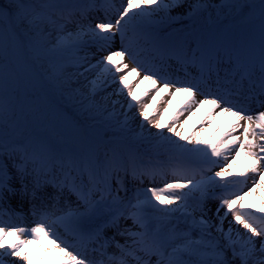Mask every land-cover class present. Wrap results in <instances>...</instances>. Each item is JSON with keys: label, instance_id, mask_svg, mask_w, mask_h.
I'll use <instances>...</instances> for the list:
<instances>
[{"label": "rangeland", "instance_id": "374dc122", "mask_svg": "<svg viewBox=\"0 0 264 264\" xmlns=\"http://www.w3.org/2000/svg\"><path fill=\"white\" fill-rule=\"evenodd\" d=\"M142 1L0 0V166L7 167L9 157L13 166L28 165L35 174L40 150L55 149L58 162L68 157L78 167L84 154L81 172L90 182L106 177L112 190L116 180L127 178L131 195L115 197L132 199L151 231L165 239L163 248L153 249L160 260L264 264V213L248 198L253 188L264 196L262 177L240 185L252 174L245 172L244 155L260 156L255 151L264 110L261 126L254 121L246 128V119L238 124L246 137L236 147L228 144L222 125H215L214 113L190 123L194 112L207 110L206 101L236 102L257 91L264 98V90L253 86L264 82V0H158L150 8L152 0ZM104 8L100 20L94 13ZM19 14L27 29L13 24ZM159 39H179L188 49H176L181 59L168 63L169 43L158 49ZM182 61L186 67L180 68ZM132 71L157 84L137 102L126 78ZM48 83L59 86L61 95L52 94ZM174 91L192 93L194 100L184 95L171 112L166 106ZM155 100L161 107L152 108ZM75 104L87 109L84 119L70 112ZM84 133L100 144L85 145ZM29 144L31 154L24 149ZM6 257L11 258L0 257V264Z\"/></svg>", "mask_w": 264, "mask_h": 264}, {"label": "bare ground", "instance_id": "6f19581e", "mask_svg": "<svg viewBox=\"0 0 264 264\" xmlns=\"http://www.w3.org/2000/svg\"><path fill=\"white\" fill-rule=\"evenodd\" d=\"M142 1V0H141ZM149 0H146L145 2L148 3ZM152 0L151 4L145 5L148 8L151 6H157L159 1ZM142 3H144L142 1ZM147 14V13H146ZM105 16V12L101 14V18ZM148 16V14H147ZM149 17V16H148ZM180 40L175 41H168L169 43H173V50L170 52L173 54L175 52V48L177 46H180L178 44ZM115 42H118L116 39ZM164 40H160V44H164ZM157 56V55H156ZM162 55H159V58ZM168 60V59H167ZM115 62L119 63L120 68L123 69L125 66H123L122 63V55L116 54L115 55ZM169 63V60H168ZM182 63L185 64V62L182 61ZM119 68V69H120ZM126 78L131 80L132 84L131 87V98L134 102L138 101V98H140L143 95L144 91H149L152 88H155L157 84L154 80L140 76L139 73L136 71H132L130 74L126 75ZM255 88H259L261 90H264V86L260 84H253ZM168 90L163 89V92L166 94ZM211 91V90H209ZM188 93V94H187ZM173 97V99H169V103L167 104L166 108L167 110L173 112L177 109V107L185 101V96H187L186 99L190 100L193 99V94L186 92V91H177V92H171L170 93ZM145 96L144 98H146ZM194 100V99H193ZM160 100H155L153 103L154 108L156 105V108L161 107L159 105ZM212 102V101H211ZM210 101H206L204 106L207 107V110H197L194 112L192 119L190 123L192 124H198L199 120L205 112L209 111L211 113H214L215 119V125H222L223 129L228 133V144H230L233 147H236L239 142L245 139L246 135L242 134L241 129L238 127V124L243 125L242 117L238 114H235L228 110H221V107L219 104L211 103ZM236 103H233L235 105ZM261 107H264V105H261ZM203 108V107H202ZM258 119V118H257ZM261 126V122H255ZM214 125V126H215ZM246 125H248V122H246ZM212 126V127H214ZM264 130H261L259 138L257 139L258 144H261L260 150L255 151L258 155V157L253 156L249 157L247 155H244V166L246 167L245 172L252 173L249 176H246L244 178V181H247V184H250V181L252 179H258L259 177H262V185L264 187ZM27 148V147H26ZM26 152L28 154H31L32 152H35L34 149L27 148ZM31 149V151H29ZM13 154V153H11ZM260 157V158H259ZM37 162H39L37 159H35ZM232 160V159H231ZM230 160V161H231ZM54 162H57L56 160H53ZM41 165H45L50 163V161L45 160L41 161ZM235 164V163H233ZM28 166H26L22 171V176H25V178H22L19 173H15L11 177V173L4 174L5 165L0 166V218L1 222H4L3 225L0 227V257L2 256H10L11 258L6 257V260H4V264H82L78 260V254L79 252L83 251L84 248H79L78 244L75 246L70 245L67 239L72 238V230H76V226H83L87 224H91L95 222L98 219V215L96 214L94 209H89L87 214V219H78L77 212H73L70 214H64L63 212L67 210L71 204L70 202L66 205V203L61 202V207L66 208L63 212L60 210V208L48 210L46 209L45 213L50 212L51 218L44 223V226L41 230H36L33 227V225L36 223H43L40 219L42 215L35 214L34 215V209H33V200L26 199L29 196L39 190H44L45 183H42L39 179L32 180V178H29V172H28ZM255 177V178H252ZM18 183L21 188V192L17 193L14 192L12 189V185ZM55 190L58 194H65L66 192L63 191L62 187L60 185H54ZM127 187L124 186V183L119 184V190L121 192L126 191ZM6 196V202H10V200H14L15 198H20V202H17L15 205H8L4 202L3 198L1 196ZM45 204L49 203V201H52V197L48 196H42L41 197ZM57 199L56 197H54ZM248 198L250 200L251 205L259 212L264 213V196L261 192H259L256 188L251 189V191L248 194ZM9 200V201H8ZM24 201V202H23ZM21 216H17L18 214ZM24 216V217H23ZM121 217V216H120ZM9 221L8 225L7 222ZM239 222L240 218L234 217L233 222ZM11 222V223H10ZM112 223V222H111ZM110 223V224H111ZM12 224V225H9ZM109 224V225H110ZM56 227H59L61 231H57ZM104 230V229H103ZM103 230L100 231V233H103ZM116 230L114 229L111 233L113 235L106 234L105 238L106 240V247L105 250L108 251V258L106 259V263L114 262L115 264H139L141 261H139L136 258H127L126 262H121L117 258V254H114L111 252V238L115 236L114 243L117 244V250H120L122 255H129V250L136 251L139 255H142V257H152V263L150 258L147 259V262L144 264H166L162 262L157 261V257L155 255H150V253L143 249L142 245L139 247H136L139 245L140 242H144V244H149L151 246H162L164 241L159 236H156L154 234H151L149 231V228L146 226V224L143 222V217L141 214L137 213L125 220L124 229ZM117 231V232H116ZM59 232L63 233L62 235L64 238H59L58 234ZM118 233H121L118 236ZM79 240L83 239L80 238L79 235H76ZM101 238V237H100ZM98 238V239H100ZM119 240V242L117 240ZM90 244H96V242L91 239H88ZM118 243H120L123 246H118ZM105 245V243H103ZM81 250V251H80ZM137 254V255H138ZM138 255V256H139ZM126 257V256H125ZM143 259V258H142ZM180 261V257H176L174 260V263L177 264V262ZM181 264V263H179Z\"/></svg>", "mask_w": 264, "mask_h": 264}, {"label": "trees", "instance_id": "16d2710c", "mask_svg": "<svg viewBox=\"0 0 264 264\" xmlns=\"http://www.w3.org/2000/svg\"><path fill=\"white\" fill-rule=\"evenodd\" d=\"M19 24H22V23L19 22Z\"/></svg>", "mask_w": 264, "mask_h": 264}]
</instances>
